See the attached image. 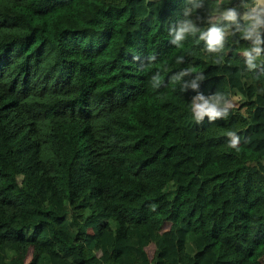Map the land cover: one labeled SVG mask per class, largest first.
I'll list each match as a JSON object with an SVG mask.
<instances>
[{"label": "trees", "instance_id": "obj_1", "mask_svg": "<svg viewBox=\"0 0 264 264\" xmlns=\"http://www.w3.org/2000/svg\"><path fill=\"white\" fill-rule=\"evenodd\" d=\"M254 4L0 0V264H264ZM193 94L223 96L227 117L194 120Z\"/></svg>", "mask_w": 264, "mask_h": 264}, {"label": "clouds", "instance_id": "obj_2", "mask_svg": "<svg viewBox=\"0 0 264 264\" xmlns=\"http://www.w3.org/2000/svg\"><path fill=\"white\" fill-rule=\"evenodd\" d=\"M255 7H252V11L245 14L244 19L246 21H251V23L242 30L241 35L243 39L252 40L253 47L250 50H245V56H247V64L249 68H255L256 64L254 61L257 57L260 56L261 52L264 51L260 47L261 43H264L258 35V31L261 26H264V8H261L260 5L264 4V0H254ZM245 7H251V5H245ZM223 18L232 22H236L237 13L233 10H228L223 14ZM239 30V25H238ZM198 29L190 21L185 22L175 34V38L172 41L177 46L181 45V42L185 39L186 34L195 32ZM200 39L206 41L207 49L209 52H219L223 50L226 33L224 30L213 25L207 31L201 32ZM253 53L256 55L253 56ZM192 87L196 88L197 85L195 82L192 83ZM223 102V106H222ZM231 105L224 100L223 96L216 94L211 97H205L200 94L197 95L190 106L193 119L197 122L203 121L207 117L210 121H215L220 117H227L228 108ZM227 135L231 137V142L229 147L236 149L239 144V137L232 131L227 132Z\"/></svg>", "mask_w": 264, "mask_h": 264}, {"label": "rangeland", "instance_id": "obj_3", "mask_svg": "<svg viewBox=\"0 0 264 264\" xmlns=\"http://www.w3.org/2000/svg\"><path fill=\"white\" fill-rule=\"evenodd\" d=\"M135 24H136V22H135ZM194 92H195V89L192 90V93H194ZM193 96H194V98L196 97L195 94H193ZM248 108H250V107H248ZM245 110H246V109L244 108L242 112H245ZM248 110H249V109H248ZM90 231H93V229H90ZM151 251H152V247L150 246V247H149V252L152 253Z\"/></svg>", "mask_w": 264, "mask_h": 264}, {"label": "crops", "instance_id": "obj_4", "mask_svg": "<svg viewBox=\"0 0 264 264\" xmlns=\"http://www.w3.org/2000/svg\"><path fill=\"white\" fill-rule=\"evenodd\" d=\"M253 7H255V4H254V6H253ZM260 7H261V8H264V4H261V5H260Z\"/></svg>", "mask_w": 264, "mask_h": 264}]
</instances>
